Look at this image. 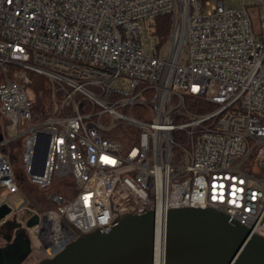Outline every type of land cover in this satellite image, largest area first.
<instances>
[{"label": "built area", "instance_id": "1", "mask_svg": "<svg viewBox=\"0 0 264 264\" xmlns=\"http://www.w3.org/2000/svg\"><path fill=\"white\" fill-rule=\"evenodd\" d=\"M33 73L50 94L41 116ZM17 140L20 171L2 150ZM66 176L75 191L46 210L17 185ZM0 202V225L13 219L40 258L150 209L162 262L169 208L213 207L264 236V0H0Z\"/></svg>", "mask_w": 264, "mask_h": 264}, {"label": "water", "instance_id": "2", "mask_svg": "<svg viewBox=\"0 0 264 264\" xmlns=\"http://www.w3.org/2000/svg\"><path fill=\"white\" fill-rule=\"evenodd\" d=\"M9 212L10 206L0 202V220ZM37 217L35 213L26 225ZM156 221L153 209L120 214L108 230L81 233L37 264H155ZM29 252L21 229L0 246V261L19 264ZM163 264H264V236L213 207L169 208Z\"/></svg>", "mask_w": 264, "mask_h": 264}, {"label": "trees", "instance_id": "3", "mask_svg": "<svg viewBox=\"0 0 264 264\" xmlns=\"http://www.w3.org/2000/svg\"><path fill=\"white\" fill-rule=\"evenodd\" d=\"M171 18L169 15H159L155 17L154 19V25H155V32L160 35L162 39H165L170 27ZM32 78V91L34 95V101H33V113L37 115H42L46 112L48 106H49V89L47 87L46 81L43 76L39 74H31ZM197 101H199L198 98L194 97H187L186 98V104L191 110L195 111H206L209 110V107L200 109L198 107L194 106V103L196 104ZM132 114L135 117L144 119L147 118V109L140 107V106H134L132 108ZM146 115V117L144 116ZM37 117H35L36 119ZM112 136V135H110ZM118 139L122 143H127V141L121 136L118 137ZM3 152L6 154H9V157L13 160L16 159L18 154L20 155L21 152V141H12L9 142L6 146L2 147ZM54 182H57V185L54 187ZM68 184V187H70V191H68L67 186L61 185V183ZM69 182H72L70 185ZM17 185L19 188L20 193L24 194L28 199V206L30 208H36L39 210H46L49 208L54 207V203L48 199V194L51 192L59 193L65 196L71 195L75 191V187L73 185L72 177L66 176L64 178H55L50 186L41 188L31 182H29L27 179H19L17 181ZM29 187H34L33 189H38L42 191L44 194L40 198H36L31 190H29ZM54 187V188H53ZM52 189V190H51ZM48 192V193H47ZM38 205H49L48 207L40 208Z\"/></svg>", "mask_w": 264, "mask_h": 264}, {"label": "rangeland", "instance_id": "4", "mask_svg": "<svg viewBox=\"0 0 264 264\" xmlns=\"http://www.w3.org/2000/svg\"><path fill=\"white\" fill-rule=\"evenodd\" d=\"M247 1H249V0H247ZM225 3H227L229 5H233V6H241V0H225ZM249 11H250V15L252 17V21L255 24L256 21H257L256 14H255V8L250 7L249 8ZM12 167L14 168V170H17V171H20L21 170V165H20V162H19V154L16 157V159H13L12 160ZM69 184L71 185L72 182H69ZM56 185H57V182H54L53 186L55 187ZM29 188H30L29 190H31L32 192H34L33 194L35 195L36 198H40L44 194L42 191H40L38 189H36V190L33 189L34 187H29ZM67 189H68V191H70L71 188L68 187ZM38 206L40 208H44V207H48L49 205H43V207H42V205H38ZM2 243H3V240H2V231H1V228H0V246L2 245ZM39 260H40V257L38 255H36L34 252L31 251L27 255V257L21 262V264H37Z\"/></svg>", "mask_w": 264, "mask_h": 264}, {"label": "flooded vegetation", "instance_id": "5", "mask_svg": "<svg viewBox=\"0 0 264 264\" xmlns=\"http://www.w3.org/2000/svg\"><path fill=\"white\" fill-rule=\"evenodd\" d=\"M9 221H10V223H9V225L8 224H1L0 225V228H1V231H2V240H3V243H2V245L1 246H3L5 243H6V238H12L15 234H16V232L18 231V230H21L22 228H20V227H18L17 226V224H16V222L13 220V219H9ZM22 231H23V234L26 236V232L24 231V229H22ZM27 237V236H26ZM28 239V238H27ZM31 252V251H30ZM29 252V253H30ZM28 253V254H29ZM27 257V256H26ZM25 257V258H26ZM24 258V259H25ZM23 259V260H24ZM22 260V261H23ZM21 261V262H22ZM21 262L19 263V264H21ZM4 262H1L0 261V264H3Z\"/></svg>", "mask_w": 264, "mask_h": 264}, {"label": "bare ground", "instance_id": "6", "mask_svg": "<svg viewBox=\"0 0 264 264\" xmlns=\"http://www.w3.org/2000/svg\"><path fill=\"white\" fill-rule=\"evenodd\" d=\"M155 264H163V262L161 260H159L158 258L155 259Z\"/></svg>", "mask_w": 264, "mask_h": 264}]
</instances>
